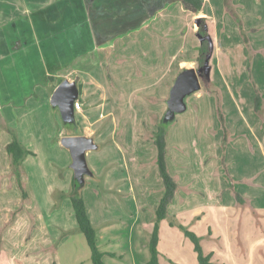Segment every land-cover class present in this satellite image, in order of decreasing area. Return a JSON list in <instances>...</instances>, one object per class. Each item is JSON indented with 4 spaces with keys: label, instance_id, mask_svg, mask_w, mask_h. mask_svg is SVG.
I'll return each mask as SVG.
<instances>
[{
    "label": "crops",
    "instance_id": "0c3cea01",
    "mask_svg": "<svg viewBox=\"0 0 264 264\" xmlns=\"http://www.w3.org/2000/svg\"><path fill=\"white\" fill-rule=\"evenodd\" d=\"M110 3L117 5L114 8L116 12H112ZM10 10H15V7L13 6ZM37 10L30 14L26 9L23 12L16 9L20 16L4 15L5 20H0V151L1 163H3L0 166V176L4 177L0 181L2 195H8L10 193L8 190L14 188L16 181L10 174L9 160L5 151V146L12 139L8 131L13 129L7 126L6 121L10 114L4 115V111L11 113L15 107L22 109L33 99L38 101L41 99L40 102L44 105L63 79L74 76L81 86L79 102L83 107L81 97L86 93L84 86L81 85L83 80L99 73L100 80L108 75L107 80L116 82L111 77L115 72H111L108 68V72L105 73V67H103L111 65L105 61L111 49L110 45L116 48L118 57L121 50L125 49L126 52L127 43H130V49L141 47L140 49H145L144 52L157 50L158 53L160 49L157 34L167 31L173 22L170 19L173 16L176 18L178 12L183 22L181 40L185 42L187 51H193L192 58L197 55L196 48L200 43L195 34L196 11L183 0H49L46 3L42 0ZM203 11L208 19L209 39L212 42L209 57L213 60L212 65L216 67L214 69L216 76L211 84L221 90V110L230 142L222 157L223 131L217 120L216 109L213 105L197 106L196 101L211 96L200 89L191 96L195 105L190 106L189 101L183 113L188 111L195 115L196 122H204L206 116H209L212 123L201 125L203 134L199 136L203 140H208V147L204 146L207 149L202 151V154L197 153L198 164L193 163L192 153L189 155L185 152L180 140L176 143L171 142L168 147V169L176 179L178 189L168 206L170 217L163 219L159 224L157 243L159 264H198L193 244L177 226H171V221H175L201 237L202 251L204 255L210 257V264H255V258L259 260V263L264 264L263 256L256 254L255 250L264 243V235L261 233L264 229L257 230L262 226L260 217H264V201L257 204L248 193L251 191L246 186L255 172L262 171L264 177V102L262 100L264 73L256 84V89L262 95L261 106L256 110L254 90L248 87L242 90L236 85L237 81H234L238 79V75L233 65H235L236 57L241 56L239 53L242 48L241 41L234 44L235 41H231L226 36L227 31L231 33L239 29L235 19L239 18L243 30L245 27L246 33L250 35L251 41L248 45L254 52L253 58L257 57L254 63L256 61L260 71H263L264 0H203ZM114 14H117V18H121L116 27L108 25V22L110 23L111 19L116 17ZM190 18L195 20V27L189 23ZM188 24L190 29H193V44L189 43L191 37ZM211 35H213L212 39ZM127 37L130 38L127 40ZM173 45V40H169L166 50L169 46L173 49ZM186 53H182L184 55L181 56L184 57L179 60L180 64L195 62V59L192 60ZM122 54L124 62L115 63L118 64L117 67L125 65V60H131V55ZM165 55L164 60L167 58V53ZM169 56L171 60H175L173 53ZM222 59L225 65L224 70H226L224 73L221 67ZM161 60L162 56L159 68L165 65L164 60ZM115 64L113 66H116ZM226 75L227 77L236 76L229 80L230 78H225ZM229 81L235 84H230ZM238 81L240 82L241 79ZM153 106L160 109L158 103ZM77 112L80 115L83 114L81 108ZM84 118L86 117L83 116V121ZM80 123L82 124V117ZM185 125L182 123V128ZM152 129L155 130V126ZM171 130L168 132L167 139L172 134ZM136 131L137 135L141 136L143 125L141 124ZM85 136L91 137L92 134H85ZM17 138L31 152L22 161L23 168L27 162L33 161L36 157L43 155L44 150L46 151L44 145L34 142L32 148L30 141H26L27 138L25 140L18 136ZM146 145L151 146V149L150 156L144 163L138 158L132 160L131 168L127 163L125 165L127 175L130 177L127 188L132 197L141 190L142 182L138 181L137 184L133 182L137 181L142 170L141 166L147 169L149 167L152 173H154L152 169L155 174L158 173L157 166L153 163L156 149L151 142ZM59 146V143L48 144L52 150H57L60 157L57 159L59 160L56 164L57 169H53V180L48 190V194L54 195L56 199V202L51 201L50 206L55 207L56 203H59L58 215L54 214V216H59L63 221V215H65L77 229L70 199L68 197L59 199L60 193L67 194L70 191L73 179V172L69 167L71 163L69 153ZM239 150L243 154L238 159L233 153H238ZM225 162L226 165H224H228L229 170L223 166ZM150 163L154 166H148ZM107 166L103 167V171ZM147 169L142 174L146 175ZM91 171L94 173L93 170ZM230 175L240 179L237 181L240 184H234ZM6 177L9 180H6ZM100 182L104 183V179H100ZM237 185H241V188L238 189ZM110 188L107 187L106 190L110 191ZM113 189L112 187L111 190ZM117 192L125 191L118 188ZM261 192L264 196V190ZM235 193L241 197V201L235 199ZM12 197H15L18 204L20 201L18 194L14 193L10 198ZM253 215L259 217L258 221L256 217L254 220ZM7 219V216L4 217L0 220V224H4L8 221ZM262 221L264 223V220ZM91 222L95 226L99 225ZM135 222H138V219ZM256 223H260V226ZM136 226H140L145 233V241L140 243V246L144 248L148 242L146 236L148 238L153 229V219L146 224L137 223ZM3 241L1 237V242ZM99 251L103 253V257L108 254L113 255L112 257L117 256L106 250L99 249ZM1 254L2 252L0 256ZM13 255V253L5 254L0 264H15L12 261ZM54 255L56 261L51 260L47 264H59L56 254ZM37 261L29 263L27 257L24 264H40ZM148 261L149 259H146L145 264Z\"/></svg>",
    "mask_w": 264,
    "mask_h": 264
},
{
    "label": "rangeland",
    "instance_id": "374dc122",
    "mask_svg": "<svg viewBox=\"0 0 264 264\" xmlns=\"http://www.w3.org/2000/svg\"><path fill=\"white\" fill-rule=\"evenodd\" d=\"M43 1L46 3L49 0ZM40 2L42 3V0H0V20H5L4 15L15 14L20 16V13L15 11L16 9L22 12L26 9L30 14H33L38 11ZM13 6L15 10H10ZM110 6L112 12H116L114 8L117 5L110 3ZM114 15L116 17L112 18L108 25L111 24L116 27L121 18H117V14ZM174 18L173 16L170 19L173 22L166 32L157 34V43L159 42L160 49L158 53L157 50L144 52L143 50L145 49H140L141 47L130 49V43H127L126 52L125 49L121 50L119 53L120 57H118L116 48H113L112 45H110L111 49L108 47L110 50L105 61L111 65L103 67H105V73L106 71L108 72V68L111 72H115L111 77L116 82L107 80L108 75H105L100 80L99 73H95L92 77L83 80L84 82L81 85L82 87L84 86L87 94L85 93L81 97L84 104L83 107L80 104L82 116L74 110L75 125H64L59 111L51 108L49 100L42 105L41 99L39 101L33 99L22 109L15 107L11 110V113L3 112L4 115L10 114L6 121L7 126L13 129L10 131L16 137H21L23 140L27 138L26 141H30L31 146L34 142L44 145L46 151L44 150L43 152L45 153L36 157L33 161L27 162L24 168L20 167L22 170L21 182L25 190L24 198L16 181L14 188L8 190L10 191L8 195H2L0 192V220L6 216L8 218V221L4 224H0V252H2L0 262L4 260L5 254L13 253L12 261L15 264H24L27 257L29 263L38 260L37 262L40 264H47L51 260L56 261L54 254H56L59 264H92L90 249L84 235L75 229L74 224L65 215H63V221L59 216H54V214L58 215L57 209L60 204L56 203L55 207L50 206L51 201L56 202V199L54 195L48 194L53 180V169H57L56 164L59 162L57 159L60 158L57 150H52L51 147H48V144L59 143L62 136L85 134H92L91 137H93L98 148L86 154L87 165L94 173H92V176L85 178L81 194L89 220L99 224L95 226L91 222L95 229L98 249L117 255L116 257H112L113 255L109 254L105 255L102 261L104 264H136V262L137 264H145V260L149 259L148 247L143 248L140 246V243L145 241V233L140 226L135 227V225L140 222L146 224L150 219L154 220L156 206L163 194V184L158 175L159 172L155 174L152 169L154 172L152 173L148 167L150 165L154 166L155 157L154 161L152 160L154 164L150 163L147 166L148 169L145 166H141L142 170L137 181H133L135 184L138 181L142 182L141 190L136 195L133 194L134 196L132 197L127 188L130 177L127 175L125 165L127 163L131 168L133 159L140 158L144 163L149 158L151 146L149 147L146 144L151 141L145 139V135L153 130L155 122L159 120L162 116L161 114L166 110V100L175 77L183 69L194 68L196 70L197 68L196 61L180 64L179 60L184 57L181 56L184 55L182 53L187 52L186 54L192 60L196 56L192 58L194 55L193 51H187L188 48L185 42L181 40L183 22L180 13L178 12V16ZM189 23L195 27L193 18L189 19ZM233 32L227 31L226 36L231 41H235L234 44L237 41L242 43H240L242 48L239 52L241 56L236 57L235 65H233L237 72L236 75H238V79L236 78L234 81H237L236 85L242 90L248 87V89L254 90V95H256V84L259 83L258 79L264 73V70L260 71L256 61L254 63V59L257 57L253 58L254 52L248 45L251 38L246 33V28L244 27V30L239 28ZM192 33L193 29L189 27L191 37L189 43L191 44H193L192 40L194 39ZM129 38L127 37V40ZM212 38L213 35H211ZM6 39H8V35H6ZM169 40H173V49L169 46L168 50H166ZM122 53L131 55V60H125V65L117 67L118 64L115 63L124 62ZM166 53L167 58L164 60ZM171 53L174 54L175 60H171L169 56ZM146 54L149 56H145ZM161 56V61L164 60L165 63L163 68L158 66ZM222 61L221 67L223 69L222 73H224L226 70H224V60L222 59ZM212 62V58L209 57L207 78L210 83L216 76L214 74L216 67L212 65ZM113 64L116 66H113ZM148 71H150L149 74ZM233 76L227 77L226 75L225 78H230L229 80H231ZM74 78L75 76L70 79L73 80ZM240 79L241 81L239 82L238 80ZM200 83L201 91L204 93L206 91L211 96L206 97L207 99L196 101L197 106L213 105L216 108L218 95H212V87L215 85L204 84L201 79ZM230 84L235 83L231 81ZM77 85H80L79 81ZM218 91L220 92L221 90L218 88ZM191 96L187 97L186 103L188 105L190 101V106H194L195 102L191 100ZM262 100L264 102V97H262ZM157 103L160 105V109L153 106ZM220 104H222V100ZM83 116L86 117L84 121ZM81 117L84 125L80 123ZM176 118L177 120L169 127V131L172 129L170 132L172 134L169 139H166L167 150L171 142L176 143L177 140H180L184 145L185 152L189 153V155L192 153L193 163L198 164L197 153L202 154V151H205L206 147H208V140H203L199 137L203 134L200 126L211 124L212 121H210L209 116H206V119H203L204 122H196L195 115L190 114L188 111L176 115ZM182 123L186 124L184 128H182ZM141 124L143 125V131L141 136H138L136 129ZM140 138H143L142 141ZM229 139L226 143H222L225 145L224 152L227 150ZM242 154L241 150L238 153H233L238 159ZM1 159L0 151V166L3 164ZM166 163L168 167L167 158ZM224 164L226 165V162L223 163V166H225ZM105 165L108 166L103 171ZM225 168L228 169V165ZM146 169V175L142 174ZM222 169L223 173L226 174L224 168ZM168 171L172 176L171 171L169 169ZM261 172H255L252 180L248 184L245 183L249 190L254 192L248 193L250 196L252 195V199L257 204L264 201V196L261 192L264 190V177ZM172 177L174 178V176ZM3 178L0 176V181ZM6 178V180H9L8 177ZM228 178L230 179V177ZM231 178L234 184H240L237 182L240 179L232 176ZM100 179H104V183L100 182ZM237 186L238 189L241 188V185ZM107 187H111L110 191L106 190ZM112 187L114 188L113 190H111ZM118 188L125 192L118 193ZM14 193L19 196L20 201L18 204H16L18 201H15V197L10 198ZM255 217L256 221H258L259 217L253 215L254 220ZM260 218L264 220L263 216ZM136 219H138V222H135ZM262 220L260 221L262 226L257 230L264 229ZM256 224L260 226V223ZM261 233L264 235V231ZM1 237L4 240L3 242H1ZM146 240H149V236L148 238L146 236ZM255 250L256 254L262 255L264 258V243L256 247ZM254 263L261 264L257 258L254 259Z\"/></svg>",
    "mask_w": 264,
    "mask_h": 264
},
{
    "label": "trees",
    "instance_id": "16d2710c",
    "mask_svg": "<svg viewBox=\"0 0 264 264\" xmlns=\"http://www.w3.org/2000/svg\"><path fill=\"white\" fill-rule=\"evenodd\" d=\"M189 6H191L196 11V36L199 38L200 43L197 47V55L195 61L197 63L196 72L199 79L203 81L204 84L211 86L212 84L208 81L207 73V62L211 54V44L209 39V28L208 19L203 11V0H183ZM237 19L239 28H242L241 21ZM211 84V85H210ZM213 86V85H212ZM79 95L81 94V86L79 85ZM212 95H218V103L216 106V116L220 122L221 129L223 131V142L226 143L228 140V131L225 128V118L221 110V94L216 87H212ZM256 91L254 98L255 109L260 108L262 100L260 93ZM215 95V96H216ZM220 100V103H219ZM79 101V99H78ZM176 121V115L166 110L157 122H155V130H152L145 135V139L150 140L152 144L156 147V158L155 164L158 168L159 177L163 184V194L160 198L156 209L155 218L153 220V229L149 234V240L146 244L149 251V261L147 264H159V253L157 250L158 236H159V224L163 219L170 217L168 215V206L172 202L175 192L178 189V185L175 179L169 174L166 158L168 156V150L166 147V139L169 131V127ZM11 141L5 146V151L9 160L10 174L15 178L18 187L21 189L23 198L25 197V190L22 186L21 175L22 171L20 169L22 161L31 154L21 142L17 139L16 135L11 131ZM225 145L222 144V157H224ZM81 188L74 179L71 181V189L67 194L60 193L59 199L68 197L72 204L73 214L77 222V230L81 232L89 246L90 249V259L92 264H104L102 261L103 253H101L96 244V233L95 229L89 220L84 204V200L81 194ZM235 199L241 201V197L235 193ZM171 226H177L193 244L194 251L197 255L198 264H210V257L204 255L201 247V237L192 231H189L186 227L176 223L175 221L170 222Z\"/></svg>",
    "mask_w": 264,
    "mask_h": 264
},
{
    "label": "water",
    "instance_id": "95a60500",
    "mask_svg": "<svg viewBox=\"0 0 264 264\" xmlns=\"http://www.w3.org/2000/svg\"><path fill=\"white\" fill-rule=\"evenodd\" d=\"M78 80L63 79L53 90L49 99L52 109L59 111L64 125H75L74 103L79 99ZM201 89L199 76L194 68L183 69L175 77L166 100V110L174 115L186 111V99ZM61 147L69 153L73 179L82 187L87 176H92L86 161V153L98 148L94 139L85 135L62 136Z\"/></svg>",
    "mask_w": 264,
    "mask_h": 264
},
{
    "label": "built area",
    "instance_id": "2783aa9c",
    "mask_svg": "<svg viewBox=\"0 0 264 264\" xmlns=\"http://www.w3.org/2000/svg\"><path fill=\"white\" fill-rule=\"evenodd\" d=\"M80 108H81V106H80V102H79V101H76V102L74 103V110H75V111H79Z\"/></svg>",
    "mask_w": 264,
    "mask_h": 264
}]
</instances>
